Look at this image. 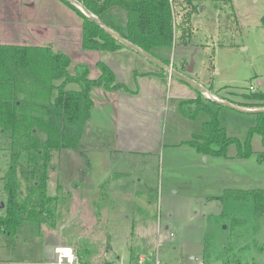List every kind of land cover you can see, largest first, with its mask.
Masks as SVG:
<instances>
[{
    "label": "rangeland",
    "instance_id": "obj_1",
    "mask_svg": "<svg viewBox=\"0 0 264 264\" xmlns=\"http://www.w3.org/2000/svg\"><path fill=\"white\" fill-rule=\"evenodd\" d=\"M196 1L200 0H173V45L171 49H164L166 54L157 55L181 72L187 70L190 59L193 65L195 61L194 71L198 77L204 82H212L213 89L219 88L218 94L226 102L228 99L243 103L246 95L264 91V86L257 84L258 79L264 82V0H201L199 5ZM36 3L41 5L42 2ZM52 5L57 15L64 7L75 28L74 41L65 42L60 37L56 40L64 44V48H59L69 51V72L72 73L79 62L87 65L90 78L98 77L100 70L96 61L101 54L92 50L85 53L81 36L77 37L81 17L63 0H56ZM202 6L204 9L200 12ZM192 12L195 15L189 23ZM205 35L208 37H202ZM195 36L204 47L193 56L188 54L189 62L184 57L178 65V46L191 40L194 42ZM128 52L135 65V53ZM141 56L137 55L143 59ZM192 73L187 76L192 77ZM250 85L254 89L251 90ZM74 86L70 84V87ZM103 90L94 87L91 91L95 107L91 108L93 113L86 122L78 148L52 151L46 194L54 200L49 203L48 211L46 208L39 217H28L34 211L29 207V213L24 216L36 223H24L18 230L19 235L0 229V243L8 237L9 255L16 259H34L54 241L73 249L74 244L87 247L96 254L102 253L111 239L113 249L119 255V264L124 260L127 262L130 242L132 248L140 242L146 245V250L139 248L137 252L144 257L146 264H176L181 260H191L195 264L201 261L206 264H264V211L256 213L251 194L259 191L264 198L261 136L255 133L251 137L248 157L238 156L235 144H230L224 155L201 153V158L192 157L184 148L170 144L155 157L115 152L111 114H107L109 120L105 122L109 130H102L97 124L105 114L100 109L104 105L109 108L112 103L111 98L98 94L106 92ZM207 92L210 97L200 92L202 102L211 104L218 111L219 125L225 128L227 135L237 137L243 143L248 129L256 122V114L216 105L211 101L213 93ZM167 105L166 143L169 139H179V126L173 115L177 106H173L172 98ZM185 110L191 109L186 107ZM207 118L204 110L193 117L196 122H204ZM197 129L202 132V127ZM7 166L8 159L0 150V202L3 203L0 215L4 214L7 201L2 180ZM116 169L125 174L114 173ZM136 185L147 190L154 204L144 203L143 196H135ZM16 186L19 199H22L31 188L32 180L25 181L18 176ZM115 186L120 187L113 190ZM136 206L153 216L152 221L132 226ZM72 207L78 208L77 214L72 212ZM155 222L162 240L158 249L155 247ZM164 224L169 228L165 229ZM146 231L148 239L144 235ZM105 234L108 242L104 246ZM149 246L154 249L151 254L147 252ZM87 255L88 252L84 251L83 256Z\"/></svg>",
    "mask_w": 264,
    "mask_h": 264
},
{
    "label": "trees",
    "instance_id": "obj_2",
    "mask_svg": "<svg viewBox=\"0 0 264 264\" xmlns=\"http://www.w3.org/2000/svg\"><path fill=\"white\" fill-rule=\"evenodd\" d=\"M91 13L101 15L111 7H119L126 17V30L104 23L119 36L155 55L156 48L173 45L172 9L169 0H77ZM82 19L81 47L87 50L116 51L126 45L86 16L78 7L64 0ZM165 64L168 65L164 60ZM68 54L53 50L49 45L0 44V150L8 159L2 180L6 194L4 214L0 215V229L11 235L28 217L45 212L53 197L46 194L48 170L52 151L77 149L93 104L91 89H130L115 81L112 70L103 62H96L100 74L88 76L84 63L69 72ZM160 73L165 70L160 69ZM70 84L76 87H70ZM180 103L181 113L193 118L199 111H206L208 119L202 124V134L189 141L198 152L224 155L230 144L237 147V155L251 154L253 134L261 136L264 148V112H257L256 122L248 129L242 143L229 136L219 125L218 111L203 103L202 94ZM251 100L245 107L264 108V91L246 95ZM183 104H185L183 106ZM192 105L190 111L185 110ZM221 106L219 103H217ZM197 139V140H196ZM216 145L217 149H213ZM5 153V154H4ZM264 154V152H263ZM32 180L31 188L19 199L17 178ZM255 211H264V198L259 191L251 192ZM33 207L34 211L28 212ZM259 208V209H257ZM29 213L24 216L25 213Z\"/></svg>",
    "mask_w": 264,
    "mask_h": 264
},
{
    "label": "crops",
    "instance_id": "obj_3",
    "mask_svg": "<svg viewBox=\"0 0 264 264\" xmlns=\"http://www.w3.org/2000/svg\"><path fill=\"white\" fill-rule=\"evenodd\" d=\"M36 1L42 2L41 5H37ZM55 1L56 0H0V44L49 45L53 50H59L69 55V51L67 49H61L64 48V44L56 40L60 37L62 39H65V42H68V40L71 42L74 41L75 28H73V22L69 20L64 7H61L58 15L56 14L55 9L52 5V3H54ZM196 2L199 5L201 0ZM65 4L68 8L70 7L66 2ZM203 9L204 7L202 6L199 8V11L202 12ZM193 15H195L194 12H192L189 16V23L191 22V18ZM101 20L105 23L117 26L123 32H125L126 30V17L124 12L119 7H111L106 10L101 15ZM81 23L77 27V37L81 36L82 40ZM53 27H58L60 30L53 29ZM199 36L201 35L199 34ZM202 37L208 36L205 35ZM55 43L56 47L54 46ZM203 45L204 43L198 41L197 37L194 42L193 40H191L188 44L179 45L177 50L179 51L178 55L180 56L177 59V64L179 65V63H182L184 61V57L188 58L189 62L190 55L193 56L197 51H200V49L204 47ZM125 49L130 48H122L116 51L92 50L93 52H98L99 54H101V58L96 62L101 61L105 63L112 70L115 76V81L124 83L130 89V91L119 89H104L103 91L106 92H98V94L103 98H111L110 100L112 101L109 108L104 105L105 107L100 109L105 114L103 115L102 120H97L98 128H101L102 130H109V128H107L109 125H107V123L105 122L109 120L107 114H111V121H113L114 128L111 130L113 131L115 152H126L128 154H145L147 156L155 157L159 152L162 151L165 145L170 144L169 146L174 145L179 146L180 148H184L192 157L198 156L199 158H201V152H198L195 147L189 145L187 142L193 140L195 136L202 134V132L199 133L197 131V128L198 126H200L201 128V123L203 124V122H196L195 119L186 117L179 111L180 103L194 99L197 96L196 91L198 90H195L188 84L170 76L167 71H165V73L159 74L161 70L157 65L141 56L137 52ZM164 49L167 48L162 47L156 48L154 50L156 51L154 56H157L161 61L164 59L157 54H166L167 52ZM86 51L91 50L84 49L85 53ZM128 51H132L131 55L135 53L134 57H136L137 59V63L135 65L131 63V60L128 57V54H130ZM188 54L190 55L188 56ZM137 55L141 56L143 59L137 57ZM195 66L196 62L194 61L192 69L193 73L191 74L192 77H188L198 82V84L200 83L202 87L204 86L205 90L213 93L212 95L214 98H217L219 101L226 102V99L218 94L220 90L219 88L213 89L212 82H204L198 77L197 72L194 71V69L196 68ZM190 72L186 70L185 72L182 71L181 73L187 75L190 74ZM258 81L264 86L263 81L259 79L257 80V82ZM203 83H205L206 85H204ZM171 98L173 99V106H177V110L173 112V115L176 119L177 125L179 126V135L177 137L179 139H177L178 141H175L174 139L173 141H171L169 139L168 143H166L165 141L167 140V133L165 131V126L168 122L169 110L167 102L169 103V100ZM92 100L93 104L91 108H94L95 102L93 98ZM245 100L246 101L243 103H235L227 99L228 103L236 104L237 106L248 110L250 108L245 107L244 105H249L251 100ZM211 101L213 100L211 99ZM213 103H216V105H218L216 101H213ZM209 105L212 110H215L211 106V104ZM216 105L214 104V106ZM186 107L191 109L192 105L187 104ZM92 113L93 111H91L90 109V116L92 115ZM212 148L217 149V146L212 145ZM114 173L125 174L124 171L120 169H116ZM126 174L128 173L126 172ZM139 180L141 181V179ZM119 187L120 186H115L113 187V190H118ZM122 187L124 188V186ZM134 189L135 191H133L136 197L139 195L143 196L144 203L154 204L153 200L149 198L150 195L147 194V190L140 189L139 185H136ZM72 209V212L75 214L76 211L77 214L78 208L72 207ZM135 211H137V214L135 215V220H133L132 222V226H134L135 223L140 226L142 223L152 221L150 218H152L153 216H148V213L144 211L141 206H136ZM27 222H30L32 224L36 223L33 221V219L24 220L17 229V235H19L18 230L22 229L24 223ZM158 228L159 226L155 222V232H157V235H155L156 249H158L159 246H162V240L160 239V231H158ZM164 228L166 229L169 227L167 224H164ZM107 234H105L106 237L102 241L104 246L107 245L106 243L108 242L106 240ZM169 234L171 236L172 232H170ZM144 235L148 239V231H146ZM7 239H2V242L0 243V264H58L55 259V248L60 245L56 241L48 243L47 246L43 248V251L39 253V257H36L34 259H16L9 255L8 249L10 248V246ZM24 240L25 241L23 242H26V239ZM110 240L108 245L103 248L102 253L96 254H94V252L89 250L87 247L81 248L80 246L74 244L73 246H75L74 250L77 257L76 263L74 264H119V255L117 254V251L113 249ZM130 241L131 240H129V242ZM170 242L172 243L171 240ZM128 244L129 258L126 259L127 262L124 260L125 263L123 261V264H136L138 256H140L137 253L139 252V248L145 249L144 247L146 245L140 242V244H136L137 246L140 245V247L133 246L134 248H132L131 242ZM168 247L170 246L168 245ZM148 249L149 250L147 252H149L150 254L154 251V249L150 246ZM84 251L88 252L87 257L83 256ZM176 264L195 263L191 260H181V262H177Z\"/></svg>",
    "mask_w": 264,
    "mask_h": 264
},
{
    "label": "water",
    "instance_id": "obj_4",
    "mask_svg": "<svg viewBox=\"0 0 264 264\" xmlns=\"http://www.w3.org/2000/svg\"><path fill=\"white\" fill-rule=\"evenodd\" d=\"M66 1H68V2L72 3L73 5H75L76 7H78L86 16L91 18L100 27H102L103 29L108 31L119 42H121L124 45H126V47H128L131 50L137 52L138 54L144 56L146 59H148L149 61H151L155 65H157L160 69H163V70L167 71L169 73V75L178 78L182 82L188 84L189 86L193 87L195 90H198L199 92H202L203 95L207 96V94H206V93H208L207 90H205L200 84H198L197 82L192 80L187 75H185V74L173 69L171 66L165 64L164 62H162L160 59H158L153 54L143 50L142 48L130 43L126 39H124L121 36H119L116 32L111 30L99 17H97L96 15L91 13L81 2H79L77 0H66ZM192 68H193V60L190 59L189 66L187 67V71L188 72L192 71ZM257 84H258V86H263L262 83H260L259 81L257 82ZM207 97H210V96H207ZM211 99L213 101H216L220 105H224V106H227V107H230V108H234V109H238V110H242V111L253 112V113L264 112V108H253V109L251 108V109L247 110V109H243V108L237 106L236 104H231V103H228V102L219 101V100H217L214 97H211ZM2 204L3 203L0 202V206H2Z\"/></svg>",
    "mask_w": 264,
    "mask_h": 264
},
{
    "label": "built area",
    "instance_id": "obj_5",
    "mask_svg": "<svg viewBox=\"0 0 264 264\" xmlns=\"http://www.w3.org/2000/svg\"><path fill=\"white\" fill-rule=\"evenodd\" d=\"M171 9H173V0H169ZM173 21V20H172ZM251 90L254 89L252 85L249 87ZM55 259L58 264H74L76 263V254L75 250L72 247L69 246H58L55 248ZM136 264H146L145 259L142 255L138 256V260ZM155 264H158L156 262ZM199 264H204L203 261H201Z\"/></svg>",
    "mask_w": 264,
    "mask_h": 264
}]
</instances>
